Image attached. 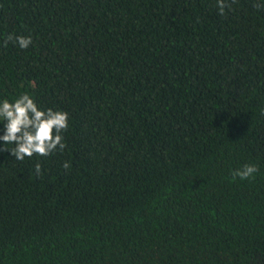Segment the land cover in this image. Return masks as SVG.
Instances as JSON below:
<instances>
[{"label": "trees", "instance_id": "trees-1", "mask_svg": "<svg viewBox=\"0 0 264 264\" xmlns=\"http://www.w3.org/2000/svg\"><path fill=\"white\" fill-rule=\"evenodd\" d=\"M24 93L69 128L0 140V264H264V0H0V102Z\"/></svg>", "mask_w": 264, "mask_h": 264}, {"label": "clouds", "instance_id": "clouds-1", "mask_svg": "<svg viewBox=\"0 0 264 264\" xmlns=\"http://www.w3.org/2000/svg\"><path fill=\"white\" fill-rule=\"evenodd\" d=\"M235 0H231L234 3ZM229 0H216L217 7L221 15L225 14V9L231 7ZM256 7H262L259 3ZM9 42H14L22 49H27L33 39L30 35L9 34L3 42L4 47ZM0 121H5L4 134L0 140L5 145H13L11 154L18 161H23L26 157H32L34 154L39 156H49L57 148L63 151L66 147L63 133L69 128V113L63 110H46L40 108L35 99L29 94L24 93L10 102L4 99L0 102ZM5 151L8 150L6 147ZM65 169L71 168L69 161L64 162ZM258 166L254 164H245L243 168L233 172L234 177L242 180L254 178L258 172ZM36 173L42 174L41 165L38 163L35 167Z\"/></svg>", "mask_w": 264, "mask_h": 264}]
</instances>
